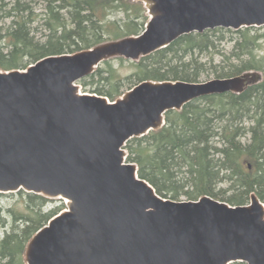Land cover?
Masks as SVG:
<instances>
[{"label":"water","instance_id":"1","mask_svg":"<svg viewBox=\"0 0 264 264\" xmlns=\"http://www.w3.org/2000/svg\"><path fill=\"white\" fill-rule=\"evenodd\" d=\"M145 29L0 68V193L67 199L29 240L25 264H264V202L162 196L125 149L195 99L242 93L260 70L206 81L144 80L111 102L80 80L114 57L138 61L185 34L264 26V0H137Z\"/></svg>","mask_w":264,"mask_h":264},{"label":"trees","instance_id":"2","mask_svg":"<svg viewBox=\"0 0 264 264\" xmlns=\"http://www.w3.org/2000/svg\"><path fill=\"white\" fill-rule=\"evenodd\" d=\"M43 8L45 17L38 24L36 0H0V68L26 69L49 55L139 34L149 19L143 6L131 0H44ZM116 12L126 13V18L111 19ZM263 28L218 27L185 34L166 48L129 60L135 69L126 78L129 88L150 79L198 82L212 73L223 78L249 70L264 72V54L257 52ZM229 33L234 34L233 46L231 52H223L219 41ZM105 64L81 82L85 86L97 83L92 93L115 100L123 94L122 78L112 59ZM166 119L161 129L126 144L128 160L137 163L139 175L159 194L171 193L173 199L185 195L189 200L210 195L242 205L255 192L264 202V73L261 82L240 94L195 99L181 110L169 111ZM224 183L229 186L221 187ZM20 192L27 212L0 205V224L7 227L0 240V264H25L29 240L62 210L59 206L44 212L47 197Z\"/></svg>","mask_w":264,"mask_h":264},{"label":"rangeland","instance_id":"3","mask_svg":"<svg viewBox=\"0 0 264 264\" xmlns=\"http://www.w3.org/2000/svg\"><path fill=\"white\" fill-rule=\"evenodd\" d=\"M131 1L136 3V4H141L143 6V9L145 10L146 15L149 18V15L147 13V9H146V7L144 6V4L142 2L137 1V0H131ZM43 6H44V0H36L37 12L40 14L38 22H37L38 24H42L43 23V18L45 17ZM110 18L111 19H125L126 18V13L116 12V13L112 14L110 16ZM40 29L44 30L43 26ZM43 30H40V35L42 33L41 31H43ZM260 32H264V28L261 29ZM233 35L234 34L229 33V34L226 35L225 40L219 41L220 49L223 52H231V49H232V46H233V43H232ZM110 40H112V39H110ZM259 42H260L261 46L257 50V52L261 53L263 55L264 54V38L260 39ZM217 57L220 58V59L222 58V56H220V55H217ZM111 59H112V63H113L114 69L116 70L117 76L122 78L121 90L123 91V93H125L126 91H128L130 89L129 88L130 84H128V80L126 78L129 75H131L134 72L135 69L130 64L129 60H127L125 58H124L125 61H122V60H120L119 58H116V57L111 58ZM236 60H238V59L237 58L233 59V61H236ZM225 63H223V64H225ZM106 66L107 65L105 64V61H104L103 63L100 64V66L96 70H98L99 68H105ZM214 78H219V77H217L215 73H212V74H209V75H204L201 78V81H206V80H210V79H214ZM80 84L82 85V90L84 92H89V93H92V90H94L96 85H97V83H96L95 85L85 86L81 81H80ZM220 186L224 187V188H227L229 186V184L228 183H224V184H222ZM229 193H231V191ZM0 194H1L0 195V198H1L0 205H3L5 208L12 207V208L16 209L17 211H19L21 213L27 212L26 204H25V200L26 199H25V196H24V194L22 192L19 191V192H15V193H0ZM168 195H169L168 197L171 198L172 194L170 193ZM177 200H189V199L185 195H182L181 198L177 199ZM66 202H67V200H65V199H50V198H48V200L46 202V205H45L44 212H48V211H50L53 208H59V206L61 208H66L67 207L66 206ZM60 211H62V210H59V212L57 214H59ZM6 232H7V227H5L2 224H0V240L5 236ZM237 262H239V261H237ZM233 264H235V262Z\"/></svg>","mask_w":264,"mask_h":264}]
</instances>
